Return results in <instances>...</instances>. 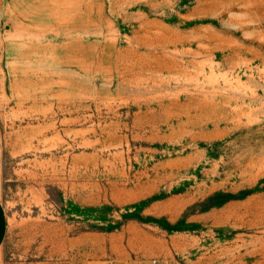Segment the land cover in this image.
Listing matches in <instances>:
<instances>
[{
  "label": "rangeland",
  "instance_id": "rangeland-1",
  "mask_svg": "<svg viewBox=\"0 0 264 264\" xmlns=\"http://www.w3.org/2000/svg\"><path fill=\"white\" fill-rule=\"evenodd\" d=\"M0 264H264V0H0Z\"/></svg>",
  "mask_w": 264,
  "mask_h": 264
},
{
  "label": "crops",
  "instance_id": "crops-1",
  "mask_svg": "<svg viewBox=\"0 0 264 264\" xmlns=\"http://www.w3.org/2000/svg\"><path fill=\"white\" fill-rule=\"evenodd\" d=\"M2 161V148L0 141V164ZM8 231V218L5 207L3 206L2 201L0 200V248L4 244Z\"/></svg>",
  "mask_w": 264,
  "mask_h": 264
},
{
  "label": "built area",
  "instance_id": "built-area-1",
  "mask_svg": "<svg viewBox=\"0 0 264 264\" xmlns=\"http://www.w3.org/2000/svg\"><path fill=\"white\" fill-rule=\"evenodd\" d=\"M107 264H111V263H107Z\"/></svg>",
  "mask_w": 264,
  "mask_h": 264
}]
</instances>
